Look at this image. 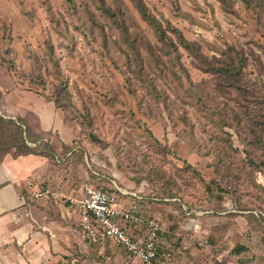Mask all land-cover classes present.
Returning <instances> with one entry per match:
<instances>
[{
    "label": "rangeland",
    "instance_id": "1",
    "mask_svg": "<svg viewBox=\"0 0 264 264\" xmlns=\"http://www.w3.org/2000/svg\"><path fill=\"white\" fill-rule=\"evenodd\" d=\"M230 64L237 85L264 93V0H0L1 114L13 116L11 94L53 110L59 137L37 150L78 188L90 169L111 190L149 170L212 198L197 208L226 224L196 237L208 245L194 242L195 264H264V146L213 73ZM21 101V113L36 104ZM170 237L188 264L192 246Z\"/></svg>",
    "mask_w": 264,
    "mask_h": 264
},
{
    "label": "crops",
    "instance_id": "2",
    "mask_svg": "<svg viewBox=\"0 0 264 264\" xmlns=\"http://www.w3.org/2000/svg\"><path fill=\"white\" fill-rule=\"evenodd\" d=\"M8 98L6 101L9 111H11L9 113L14 117L30 120L38 132L54 131L57 132L56 134L59 133L63 122H60L59 125L55 123L53 110L49 108L45 111L41 110L39 107H44L45 103L40 102L38 97L11 94L12 100ZM23 98L25 101L31 99L29 103L35 99L36 104L28 106V109H24V113H21L18 107ZM30 108L31 110H29ZM63 143L65 142L63 141ZM58 164L61 163L58 162ZM79 170L77 171L80 172ZM90 171L91 175L89 171L78 173L81 185L78 188L75 185L77 175L74 173L73 176L46 156L30 154L15 158L12 155H7L0 162V264H56L71 256L87 254H90L100 264H142L131 259L122 248L112 241L105 247L90 246L86 235L78 227V213L62 201L64 196L78 195L88 180L97 182V179L95 180L97 176L92 177L95 175L94 169H90ZM30 181L34 184L32 188L28 186ZM113 182L119 188L135 194L129 196L120 194V203H118L121 208L132 209L136 202H145V206L142 207L145 212L143 218L146 220L159 219L167 228L168 233L160 239L162 249L156 264H185L180 261H183L181 257L184 258L189 253L186 250L182 252V248L171 244L169 239L174 240L170 237L173 234L182 238L185 245L183 249H188L190 242L192 244L196 241L199 242L200 247H207L208 243L205 240L196 237L204 233L205 238L213 232L211 226L213 218H195L194 213L197 215L199 213L187 211L184 205L185 214H182L175 208L158 202L157 199L152 201L150 197L140 194L141 188L144 190L145 183L136 189L135 182ZM128 186H132V190H128ZM40 190L48 192L47 197L35 199L32 193ZM177 200L179 199L171 201ZM206 214L208 212L198 216ZM197 223L200 225H195ZM175 226L177 227L175 228ZM195 226H198V230ZM200 228L201 230H199ZM190 249V255L194 254V261L191 259L189 262L195 264L196 253L199 254V251L194 247ZM176 252L183 253V256L177 259ZM189 262L188 264H190Z\"/></svg>",
    "mask_w": 264,
    "mask_h": 264
},
{
    "label": "trees",
    "instance_id": "3",
    "mask_svg": "<svg viewBox=\"0 0 264 264\" xmlns=\"http://www.w3.org/2000/svg\"><path fill=\"white\" fill-rule=\"evenodd\" d=\"M187 48H190L189 44H187ZM230 66L232 69L223 68L222 70H219L217 67L213 66V68L215 69L213 73H216L220 79H224L225 81L228 80L226 81L228 82L227 87L235 89L240 93V98L244 99V101L240 103L241 108L245 109L243 114L246 119L252 123L250 133L257 138L258 145L264 146V93L261 95V90L257 87L256 84H251L250 86L244 84H242V86L237 85L236 81L234 82V80H232L233 73L237 69V67L233 66L232 64H230ZM238 74L241 75L240 73ZM56 133L57 132L54 131L42 133L38 132L34 129V126L31 124L30 120L26 118L24 119L22 117H6L0 112V162H2L7 155H12L13 157L17 158L35 154L50 158V154L39 152L37 148L41 147L44 148V150L52 149L51 147L55 142L54 139L56 137H59ZM14 140H16V142H13ZM253 163L256 164L255 162ZM150 173L151 171L148 170L147 175L143 178L144 181H134L136 183V189L140 188L142 184L145 183L144 190L143 188H141L140 190L141 195L150 197L152 201H155L154 199H157L158 202L167 204L175 208L182 214H185L183 205L192 212L196 209L208 212V214L204 216H198L194 213V217L213 218L211 225L213 228V232L218 229L217 226L220 227L226 224V217L224 218L225 220L223 218L217 219L216 213L218 212L215 213L208 207L197 208V202L204 200H199L198 198L193 196V192L188 190L189 186H183V181H177L170 174L168 177L164 174V176H160L159 178H153L151 177ZM92 177L94 178L95 175H92ZM100 177H95V179H97V185L103 184L101 181L102 178ZM112 192L120 195V193L116 189L112 190ZM166 199H168L169 201H167ZM173 199L179 200L171 201ZM204 202H206L207 204L210 202L213 203V199L208 196L206 197V201ZM144 203L145 202H136L135 204H133L131 211L139 217H145V212L142 208L143 206H145ZM235 205L233 207H235ZM259 213L261 214V212ZM253 215H255V217L257 218H260V220L262 219V216L259 214ZM229 216L232 217L233 215ZM223 229H226V227H224ZM205 241L208 243V240ZM189 245L193 247L194 243L191 244L190 242Z\"/></svg>",
    "mask_w": 264,
    "mask_h": 264
},
{
    "label": "built area",
    "instance_id": "4",
    "mask_svg": "<svg viewBox=\"0 0 264 264\" xmlns=\"http://www.w3.org/2000/svg\"><path fill=\"white\" fill-rule=\"evenodd\" d=\"M95 176L101 174L93 171ZM114 188L122 195H135L123 190L113 182ZM34 187L33 182H28ZM48 192L39 191L35 199L47 197ZM62 201L78 213V227L86 235L90 246L105 247L114 242L133 260L142 264H156L161 254L160 239L167 234V228L159 219L146 220L135 215L131 209L120 207L118 200L108 188L88 180L78 195L64 196ZM198 230V226H195ZM202 245V243H200ZM56 264H100L90 254L71 256Z\"/></svg>",
    "mask_w": 264,
    "mask_h": 264
}]
</instances>
